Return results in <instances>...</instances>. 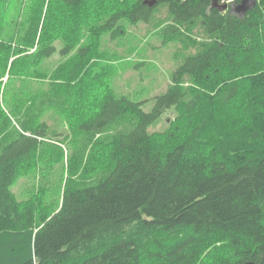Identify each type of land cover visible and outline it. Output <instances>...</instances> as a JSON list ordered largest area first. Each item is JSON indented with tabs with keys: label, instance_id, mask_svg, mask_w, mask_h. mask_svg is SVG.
Wrapping results in <instances>:
<instances>
[{
	"label": "trees",
	"instance_id": "obj_1",
	"mask_svg": "<svg viewBox=\"0 0 264 264\" xmlns=\"http://www.w3.org/2000/svg\"><path fill=\"white\" fill-rule=\"evenodd\" d=\"M144 1L22 0L14 10L0 0V93L7 75L35 77L34 65L56 53L44 41L71 38L64 56L81 33L96 43L60 64L47 101L31 105L41 114L68 104L79 149L93 147V180L68 185L51 212L22 207L12 191L37 167L47 128L34 124V107L13 106L9 88L0 96L9 110L0 106V264H264V0L243 16L212 0ZM160 8L171 34L197 28L205 38L146 112L84 74L103 34L122 35L123 21L149 24ZM128 116L127 128L99 139ZM164 116L167 128L150 131Z\"/></svg>",
	"mask_w": 264,
	"mask_h": 264
},
{
	"label": "rangeland",
	"instance_id": "obj_2",
	"mask_svg": "<svg viewBox=\"0 0 264 264\" xmlns=\"http://www.w3.org/2000/svg\"><path fill=\"white\" fill-rule=\"evenodd\" d=\"M20 1L22 0H13L14 10ZM15 20L10 21L9 38L13 36ZM121 25L122 35L117 33L113 36L109 32L99 38L96 47L98 60L92 61L97 62V66L88 64L87 73L84 75L88 74L89 77L93 74L92 78L96 82H99L104 89L110 88L118 96L125 95L134 101L144 102L143 109L150 112L155 106L157 97L166 93L172 84L173 75L182 60L195 51V42L202 41L205 37L197 28L182 27L178 34H171L168 29L171 21L167 18L165 8L157 10L149 24H131L123 21ZM86 32L81 33L74 48L65 56L62 50L69 43H73L71 38L60 35L51 42L44 41L43 45L52 44L57 49L56 53L52 57L42 58L34 65L35 77L10 78L9 80L7 75L2 83L1 101L6 100V91L9 88L11 94L7 95V98L11 100L13 106L17 105V102L26 110L34 107L31 106L34 104H39L38 108L43 106L42 100L48 99L50 75L60 64L72 62V58L81 47L96 44L88 35L89 32ZM34 51L35 49L32 52ZM93 90L96 91V88ZM90 92L91 90L87 96L92 97ZM90 102L91 100L87 101L84 113L91 112L93 109ZM0 104L1 108H5V111L9 113L6 103L5 107L3 102ZM67 106L68 104L64 107L63 103H57L41 114L34 107V112L39 114L33 118L34 124L44 125L49 139L45 149L40 151L37 167L30 168L12 187L22 207L37 203L41 211L51 212L60 204L68 185H81L94 178H89L86 173L93 147H89L86 152L79 149L83 136L73 132L72 123L75 121L66 110ZM23 116L30 118L31 113L27 111ZM170 117L173 118L174 115L171 114ZM129 124H131L130 116L99 139L110 140L117 130L125 129ZM166 128L164 116V121L150 131H164Z\"/></svg>",
	"mask_w": 264,
	"mask_h": 264
},
{
	"label": "water",
	"instance_id": "obj_3",
	"mask_svg": "<svg viewBox=\"0 0 264 264\" xmlns=\"http://www.w3.org/2000/svg\"><path fill=\"white\" fill-rule=\"evenodd\" d=\"M257 2L258 0H242L237 6H235L234 11L238 15L243 16L249 10H251L254 6H256ZM157 3H158L157 0H145L144 1V4L149 6L150 8L155 7ZM212 6L222 11L228 8V5L220 3V0H212ZM247 264H255V263L250 262Z\"/></svg>",
	"mask_w": 264,
	"mask_h": 264
},
{
	"label": "flooded vegetation",
	"instance_id": "obj_4",
	"mask_svg": "<svg viewBox=\"0 0 264 264\" xmlns=\"http://www.w3.org/2000/svg\"><path fill=\"white\" fill-rule=\"evenodd\" d=\"M222 4H227L228 5V8L226 9V10H230L231 11V13H236L235 11H234V6L233 5H231V4H229V2H225V3H222ZM222 11V10H221ZM225 11V10H224Z\"/></svg>",
	"mask_w": 264,
	"mask_h": 264
}]
</instances>
